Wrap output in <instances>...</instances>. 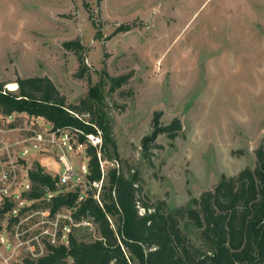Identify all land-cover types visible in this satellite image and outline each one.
<instances>
[{"label": "rangeland", "instance_id": "rangeland-1", "mask_svg": "<svg viewBox=\"0 0 264 264\" xmlns=\"http://www.w3.org/2000/svg\"><path fill=\"white\" fill-rule=\"evenodd\" d=\"M71 41L84 47L87 69L82 74L77 51L66 46ZM107 73L130 78L110 91ZM19 76H49L68 104L79 103L95 87L113 127L123 172L139 173L151 203L190 206L223 175L255 167L256 150L264 145V0H0V80L16 82ZM156 111H162L157 129L179 117L182 130L174 139L160 133L145 144ZM14 121L18 128L10 129ZM31 127L50 124L23 113L0 114V133L10 129L9 141ZM58 155L52 148H32L17 163L15 193L23 194L21 184L28 183L27 169L36 161L47 172L61 174ZM89 158L85 148L71 152L81 179L63 189L87 190L81 166ZM51 198L14 200L19 232L24 239L38 235L43 241L34 242L38 249L43 246L41 254L47 240L42 230L56 227L48 222L56 216L41 214ZM58 212L60 228L69 210ZM13 217L0 214V264H25L34 256L26 246H16ZM183 227L195 247L205 250L200 230L188 220ZM75 234L85 240L100 237L97 228L85 225L77 226Z\"/></svg>", "mask_w": 264, "mask_h": 264}, {"label": "trees", "instance_id": "trees-1", "mask_svg": "<svg viewBox=\"0 0 264 264\" xmlns=\"http://www.w3.org/2000/svg\"><path fill=\"white\" fill-rule=\"evenodd\" d=\"M130 28L127 26L126 30ZM66 46L77 51L82 74L87 69L83 45L71 41ZM107 76L111 81L110 91L121 88L130 78L129 74ZM16 82L18 88L12 90L5 87L8 82L0 80L1 115L13 117L23 113L45 119L54 129L78 128L86 133L98 127L103 132V157L118 159L113 127L103 109L102 94L95 87H90L88 95L79 103L68 104L66 96L49 76H19ZM80 114H88L90 119L87 121ZM161 116L162 111L155 112L154 130L145 137V144L160 133L174 139L182 130L179 117L157 129ZM17 124L14 121L9 126ZM77 138L87 143L90 157L85 175L87 190L83 192L80 186L63 189L67 187L58 185L59 175L47 172L36 161L29 170L31 189L23 196L40 199L50 192H58L46 208L51 207L52 213L67 209L75 222L92 219L100 237L85 240L75 234L77 227L72 226L68 244L45 240L44 252L26 257L25 264H264L263 144L256 150L255 167L225 174L200 197H194L190 206L170 209L165 203L154 204L145 197L136 171L126 175L121 166H112L103 176L97 148L84 134L77 133ZM102 180L97 197L94 183ZM12 207L13 202H6L0 214L5 215ZM10 220L13 224L17 218ZM184 220L191 221L200 230L205 250L192 243L184 230Z\"/></svg>", "mask_w": 264, "mask_h": 264}, {"label": "built area", "instance_id": "built-area-1", "mask_svg": "<svg viewBox=\"0 0 264 264\" xmlns=\"http://www.w3.org/2000/svg\"><path fill=\"white\" fill-rule=\"evenodd\" d=\"M11 117V116H10ZM16 129L18 127H10V129ZM10 129H6L5 132L0 133V196L3 200V203L0 202V208H3L5 203L8 201L13 202V207L11 210H9L7 213H11L13 218H17V220L14 222V229L11 231V233L16 237L17 240V247L26 246L27 250L31 252L33 255L41 254L40 251L43 249L42 245H39V249L37 248V245L34 241H37L41 243L43 240L39 239V236L36 235L33 239H24L22 237V234L19 232L18 229V223H20V213L18 210L14 207V200L20 198L23 196L22 193H15L14 190L15 184L19 181V169L17 167V163H19V160H24L29 154L30 150L32 148H40V149H49L52 148L58 152V159L62 162L64 169L61 174H59V180L58 185L63 186L71 181H79L80 175H78L74 164L72 163L70 159L71 152L74 153H80L82 149L87 148V143H82L77 138V133L84 134L87 137V141L91 143L93 146L97 148L98 152V158L100 161L101 169L103 171V176L108 172V163H110L112 166H120V160L114 159V160H108L103 157L102 154V146H103V132L100 128L96 127V131L86 133L83 129L78 128H56L54 129L52 126L45 128V129H38L37 127H31L30 129H27V132H23L22 128L19 136L15 138V140L9 141L8 137L6 136V132H8ZM25 130V129H24ZM14 148H16L17 151V158L16 160H13V151ZM88 163H83L81 166V171L84 175L88 173ZM31 168V167H30ZM27 169V178L28 183L22 182V187L24 188L23 191L26 192L31 189L32 183L29 176V170ZM50 173V172H49ZM53 174V173H51ZM103 183V180L100 183H94L95 186L101 187V184ZM23 192V193H24ZM100 192V191H99ZM99 192L96 195L99 196ZM22 194V195H21ZM50 197L53 196V193L50 192L48 194ZM47 195V196H48ZM25 198V197H24ZM82 198V196H81ZM24 201V199H23ZM41 214L45 215L46 217H55V221H49L50 224H55V229L49 230V227H45L41 234L45 236L47 241H49L52 244H58V243H65L68 244V236L69 232L72 229V226H88L93 229L96 228L94 222L92 219H83L81 222H75L72 218L70 212L68 216L66 217L67 220L65 221V224L63 227L58 228L59 216L61 214L58 213H52L50 211V208H46L41 211ZM54 214V215H53ZM69 223H68V222ZM3 242H5V238H1ZM11 245V244H9ZM43 251V250H42Z\"/></svg>", "mask_w": 264, "mask_h": 264}, {"label": "bare ground", "instance_id": "bare-ground-1", "mask_svg": "<svg viewBox=\"0 0 264 264\" xmlns=\"http://www.w3.org/2000/svg\"><path fill=\"white\" fill-rule=\"evenodd\" d=\"M7 87L10 89H17L18 88V83L17 82H8Z\"/></svg>", "mask_w": 264, "mask_h": 264}]
</instances>
